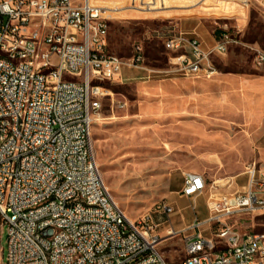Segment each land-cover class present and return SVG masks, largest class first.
I'll use <instances>...</instances> for the list:
<instances>
[{
    "label": "built area",
    "instance_id": "built-area-1",
    "mask_svg": "<svg viewBox=\"0 0 264 264\" xmlns=\"http://www.w3.org/2000/svg\"><path fill=\"white\" fill-rule=\"evenodd\" d=\"M242 4L264 10V0ZM110 10L95 0H0V224H8L7 264H171L160 244L188 231L180 264H264V233H249L264 217V168L256 162L245 167L247 181L236 191H229L233 178L210 182L184 172L180 195L196 210V199L208 193L209 216L182 230L160 233L173 213L166 200L137 220L114 200L92 145L93 124L112 92L80 89V82L118 79L125 68L143 65L145 54L140 44L127 60L108 51ZM237 43L230 32L212 45L183 33L165 39L172 62L206 75L218 72L213 57ZM253 62L264 67L259 46ZM204 224L212 237L200 232Z\"/></svg>",
    "mask_w": 264,
    "mask_h": 264
},
{
    "label": "rangeland",
    "instance_id": "rangeland-1",
    "mask_svg": "<svg viewBox=\"0 0 264 264\" xmlns=\"http://www.w3.org/2000/svg\"><path fill=\"white\" fill-rule=\"evenodd\" d=\"M95 1L113 9L108 51L127 60L140 44L145 54L143 65L126 68L118 79L96 82L112 92L103 99L92 127L97 164L130 219L141 218L156 202L166 200L173 213L160 233L168 227L182 230L196 218L209 216L207 194L196 199V210L191 198L180 195L184 172H202L210 182L234 178L229 191H236L247 181L240 174L249 163L264 167V67L253 62L255 47L264 49V10L255 4L247 8L242 0ZM180 30L196 31L211 43L222 30L239 39L226 55L213 57L216 80L164 73L173 55L165 39ZM147 69L154 70L152 78H140ZM254 223V229L264 230V217ZM210 226L200 227L203 236H213ZM189 233L160 244L168 263L183 261V238ZM7 235L8 224H0V264H7Z\"/></svg>",
    "mask_w": 264,
    "mask_h": 264
},
{
    "label": "crops",
    "instance_id": "crops-1",
    "mask_svg": "<svg viewBox=\"0 0 264 264\" xmlns=\"http://www.w3.org/2000/svg\"><path fill=\"white\" fill-rule=\"evenodd\" d=\"M178 33H183V34H186L188 36L191 35V34L192 35H198V33L196 31L186 32V31L180 30V31L176 32L175 34H178ZM201 39L207 45H212V44H214L216 42V40H218L217 37H214V38H212L213 42L211 43L210 41L206 40L203 37ZM170 57H169V62H170L171 67L169 69L164 70V73L167 74V75L172 74L173 76H176V75L179 74V75H181L182 77H184L186 79L197 80V81H200V82H204V81L207 82V81L216 80L217 79V75H219V71L217 73L213 74V75H206L203 72L188 71V70L184 69L180 64H176V63L172 62L170 60ZM125 69L123 70V72L125 71ZM153 72H154V70L147 69V73L145 75L141 76L140 78L149 80V79L152 78V76H153L152 73ZM263 107H264V77H262V109H263ZM261 167L264 168L263 166H261ZM193 172H197V171H193ZM197 173L202 174L206 178L204 173H202V172H197ZM240 175L242 176V175H246V174L243 171ZM206 194L209 197V194L208 193H206Z\"/></svg>",
    "mask_w": 264,
    "mask_h": 264
},
{
    "label": "bare ground",
    "instance_id": "bare-ground-1",
    "mask_svg": "<svg viewBox=\"0 0 264 264\" xmlns=\"http://www.w3.org/2000/svg\"><path fill=\"white\" fill-rule=\"evenodd\" d=\"M222 32H229L227 30H222ZM5 56H14V49H5ZM110 78H95V79H81L80 82V89H102L99 84H96L98 81H103ZM50 226H60V219H50ZM261 226L262 225H257ZM256 228L255 225L249 226V233H264L262 229H254Z\"/></svg>",
    "mask_w": 264,
    "mask_h": 264
}]
</instances>
